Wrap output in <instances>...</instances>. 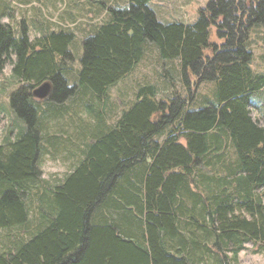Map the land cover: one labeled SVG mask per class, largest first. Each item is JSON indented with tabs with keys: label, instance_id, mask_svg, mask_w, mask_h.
Segmentation results:
<instances>
[{
	"label": "trees",
	"instance_id": "1",
	"mask_svg": "<svg viewBox=\"0 0 264 264\" xmlns=\"http://www.w3.org/2000/svg\"><path fill=\"white\" fill-rule=\"evenodd\" d=\"M150 1L106 7L109 19L81 43L76 83L91 94L82 93L88 103L80 106L99 122L88 131L78 165L56 185L45 187L50 210L40 207L38 223L28 218L24 196L27 184L41 178L40 145L49 144L40 134L39 101L51 103L44 112L49 119L56 104L76 93L77 86L70 87L63 75L74 62L69 51L74 35L61 30L30 39L21 23L14 36L0 16V73L9 64L20 82L10 95V108L26 127L6 148L0 146V230L19 229L27 237L12 251L0 253V264H191L181 240L180 211L196 222L191 227L203 234L204 249L222 264L228 254L236 262L249 242L264 252V127L250 113L259 108L250 100L264 90V75L249 67L253 54L246 46L251 30L264 26V0H209L194 25L161 24L147 6ZM145 42L156 46L160 60L179 61L187 95L173 92L164 100L152 85L140 86L132 105L108 123L91 101L104 106L109 89L142 60ZM46 81L52 85L48 99L34 98L32 91ZM203 83L215 84V101L205 100L195 110L194 90ZM158 136L164 140L155 141ZM227 145L235 155L232 151L233 159L221 165L222 176L197 177L194 171L205 166L202 161L224 159ZM201 179L208 195L197 200V208L199 201L206 202V213L195 215L197 209L181 202L186 193L191 201L199 197L186 185ZM134 180L141 181L136 186L144 207L138 237L100 216L111 198L116 208L125 207L128 199L138 204L135 191L129 196L124 187Z\"/></svg>",
	"mask_w": 264,
	"mask_h": 264
},
{
	"label": "rangeland",
	"instance_id": "2",
	"mask_svg": "<svg viewBox=\"0 0 264 264\" xmlns=\"http://www.w3.org/2000/svg\"><path fill=\"white\" fill-rule=\"evenodd\" d=\"M207 2L209 0H151L147 6L155 13V18L161 24L182 23L194 25L198 18L199 10L204 9L208 4ZM7 5L9 9L3 14V18L1 17V21L8 23L13 28L14 36L19 35L21 23L26 26L30 39L43 36V32L46 29L54 31L69 30L74 35V40L69 46V51L74 56V62L65 70L70 72L69 75H65V78L70 87L77 86L76 93L64 103L56 104L55 107L58 110L53 111L49 119H45L44 112L48 111L47 104L51 103L39 101L41 103L39 105L40 108H38L39 122L42 123L40 134H42L44 140L46 139L45 135L49 134L56 135L58 138L50 136L52 138H48L49 144L46 142L41 143L38 162L41 178L39 181L35 180L27 184L29 191H27V196L26 194L24 196V200L29 206L28 218L31 223H38L42 215L40 207L45 208L47 211L50 210L47 202L48 197H50L47 194L49 190L45 189V187L50 188L56 185L57 182L62 180L66 174L70 173L78 165L81 149L89 135L88 131L95 126V123L99 122L98 118L97 121L93 115L80 106L82 103H88L87 98L83 97L82 93L84 95L86 93L91 94L89 90L80 87L76 83V73L80 69V57H82V47L80 45L85 38L91 36L96 27L107 20L106 7L127 8V0H8ZM6 9V0H0V14ZM212 32L215 40V30L212 29ZM248 39L246 46L249 49L248 51L253 54L251 62L248 63L249 67L257 75H264V26L254 27ZM145 43L143 45L144 58L133 72L122 79L116 87H112V90L105 98L104 106L100 107L103 105L102 101H91L93 109L99 111L98 116L103 113V119L108 123L113 122L114 118L126 111L130 107L129 105H132L134 92L140 86L152 85L156 88L158 98L164 100L170 98L173 92L183 97L187 95V89L183 86L180 79V67L177 60L166 62L160 60L156 46ZM12 60H14V57ZM19 86L20 82L15 76L11 75V66L7 64L2 73H0V146L5 148L9 143L18 139L20 134L26 130L24 122L10 108V95ZM194 91L197 100L192 107L195 110L202 108L205 100L210 103L215 101L216 90L214 83H203ZM263 99L264 94H258L257 96L252 95L250 101L258 106L260 104L259 100L263 101ZM251 109L252 118L260 126L264 127V106L258 109ZM158 137L154 138V140L156 141ZM225 151L224 159L214 161L215 168L233 159L235 150L227 145ZM234 160L237 159L235 158ZM220 170L217 172L218 176H222ZM198 173L199 175H212L211 177L214 175L209 165L200 168ZM239 177L237 176L234 179H239ZM230 179V177L227 178L226 182H230ZM201 180L197 184L188 182L186 185L188 190L193 191L194 194L199 193V197L192 196L195 199L191 201V198L185 192V198L183 199L184 201L186 200L185 207L190 208L192 205L193 209L199 211L195 215L205 212L207 206L206 202L199 201L197 208V200L208 195L205 181L201 182ZM215 188L217 187L215 186ZM40 192H43L44 197L39 196ZM210 195L211 193H209L207 198H211L212 196ZM39 199L41 200L40 202ZM189 211L190 209H187V212ZM234 213L247 217V214L242 213V210L235 209ZM178 215L181 218V228H185L189 235L198 233V230L191 227L196 222L191 219L189 221L185 211L184 213L180 211ZM101 220L103 221V218ZM206 220L209 222L208 217H206ZM26 238L19 229L15 230L14 228L11 231L0 230V253L12 251L16 247L17 242ZM190 246H193L192 242H190ZM255 248L251 242L246 243L244 249L239 252L236 262L231 260V254H228V259L224 263L264 264V252L257 251ZM196 252L198 255L195 256V259L200 254L202 264H222L214 254L210 253L211 251L200 248ZM191 264L200 263L193 262Z\"/></svg>",
	"mask_w": 264,
	"mask_h": 264
},
{
	"label": "crops",
	"instance_id": "3",
	"mask_svg": "<svg viewBox=\"0 0 264 264\" xmlns=\"http://www.w3.org/2000/svg\"><path fill=\"white\" fill-rule=\"evenodd\" d=\"M7 1L8 0H6L7 9L3 13L0 14L1 17H3L4 16L3 14H5V12L8 11V9H9V6L7 5ZM107 19H109V16H107ZM3 23H6V22H3ZM6 24H8V23H6ZM97 28L98 27H96L95 30H93V32H95ZM52 31L53 32H57V31H54V30H51V29L50 30L46 29V31H44L43 33L44 34L46 32L51 33ZM35 38H39V36L33 37L32 39H35ZM143 58H144V56H143ZM177 62L179 64L178 60H177ZM136 67H138V65L133 67V70H135ZM133 70L131 72H133ZM69 73H70L69 71L65 72V70H63L64 77H65L66 74L69 75ZM116 85H115V87H116ZM111 90H112V87L109 89L108 92L110 93ZM156 93H157V91H156ZM258 94H264V90L256 92L254 95L257 96ZM259 101H260V104L258 105V107L259 108L263 107L264 106V99H263V101H261V100H259ZM49 136H54V137L58 138L56 135H52V134H49ZM45 137L49 138L48 135H45ZM50 138H52V137H50ZM161 138H163V139H161ZM157 140H158V142L163 141L164 140V136L158 137ZM214 161L215 160H211L208 164L206 162L204 163V161H202V162H203V165H205V166L209 165L210 168H211V171L214 174L218 175L217 172L221 169L222 166L220 165V166H218V168H215V164H214L215 162ZM201 166H202V164H201ZM201 166L199 165V167L194 171V173H197V177L199 176L198 171L200 170ZM235 167H236V165H235ZM144 168L145 169L141 170V173L144 170H146V167H144ZM141 180L144 181V177ZM203 181L204 180H201V182H203ZM138 183H141V181H139ZM138 183H136L135 180H134V184L132 183V184H129L128 186H124L126 188V193L129 196L131 195L132 197H134V195H132L131 192H133V190L135 191L136 195L139 198L138 204L135 205V201L134 200L128 199L129 201L125 205V207L116 208V207L113 206L114 205L113 204V199L111 198V203H109L107 206H105L106 204L103 205V207L101 209V212H100V216L103 218V222H113L116 225L122 227V230L124 231V234L125 233H129L130 236H134L136 234L137 237L142 233L143 228H144L143 227V222H142V217H141L142 216L141 215V208L144 209V207H143V204H142L143 201H142V193L140 192L141 189L136 186V184H138ZM139 202H140L141 206L139 205ZM181 203H184V205H185L186 201H184V202L182 201ZM118 205H116V206H118ZM189 221H190V218H189ZM179 228L181 229L182 233L185 234V236L183 238H181V240H183L185 242L184 243L185 247H186L185 255L190 260V262H192V263L196 262V259H195V256H194L195 254H198L196 251L198 249H200V248L201 249L205 248V245H206L205 244V239H203L204 238L203 234H200V232L198 231L199 233H196L194 235H189L185 228H181V223H180V227ZM169 242H170V240H166V243H169ZM190 242L193 243V246H190ZM198 259H199V256L197 257V260ZM196 263L202 264L200 262V260L198 262H196Z\"/></svg>",
	"mask_w": 264,
	"mask_h": 264
},
{
	"label": "water",
	"instance_id": "4",
	"mask_svg": "<svg viewBox=\"0 0 264 264\" xmlns=\"http://www.w3.org/2000/svg\"><path fill=\"white\" fill-rule=\"evenodd\" d=\"M52 85L49 81L40 84V86L36 87L32 91V96L38 100H46L48 96L51 94Z\"/></svg>",
	"mask_w": 264,
	"mask_h": 264
}]
</instances>
